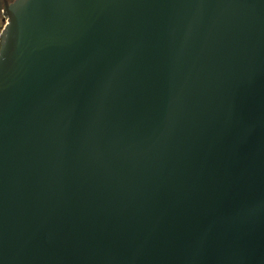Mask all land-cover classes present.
<instances>
[{"label":"water","instance_id":"water-1","mask_svg":"<svg viewBox=\"0 0 264 264\" xmlns=\"http://www.w3.org/2000/svg\"><path fill=\"white\" fill-rule=\"evenodd\" d=\"M3 13L0 264H264V0Z\"/></svg>","mask_w":264,"mask_h":264},{"label":"built area","instance_id":"built-area-1","mask_svg":"<svg viewBox=\"0 0 264 264\" xmlns=\"http://www.w3.org/2000/svg\"><path fill=\"white\" fill-rule=\"evenodd\" d=\"M7 17H5L4 13H3V9L1 8L0 9V40H1V36H2V33H3V30L7 24V21H6ZM0 47H1V43H0Z\"/></svg>","mask_w":264,"mask_h":264},{"label":"flooded vegetation","instance_id":"flooded-vegetation-1","mask_svg":"<svg viewBox=\"0 0 264 264\" xmlns=\"http://www.w3.org/2000/svg\"><path fill=\"white\" fill-rule=\"evenodd\" d=\"M11 1H13V0H0V9L1 8L3 9L5 4L10 3Z\"/></svg>","mask_w":264,"mask_h":264}]
</instances>
